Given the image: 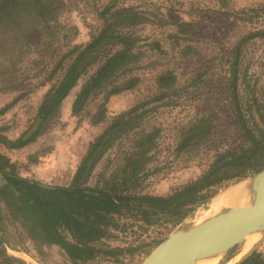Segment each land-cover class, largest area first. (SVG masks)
Masks as SVG:
<instances>
[{
  "label": "rangeland",
  "instance_id": "1",
  "mask_svg": "<svg viewBox=\"0 0 264 264\" xmlns=\"http://www.w3.org/2000/svg\"><path fill=\"white\" fill-rule=\"evenodd\" d=\"M35 2L44 4L42 19L31 7ZM0 3L4 7L0 14V110L12 104L0 116V129L10 140L32 122L42 98L60 80L68 61L48 80L55 63L69 50L89 43L105 19L125 24L123 32L133 41L132 53L137 58L116 72L75 116L71 106L95 68L89 70L27 149L0 147L17 175L38 179L42 185H49L45 180L53 186L60 184L62 178L69 184L76 165L94 139L115 116L134 107L140 114L138 124L96 164L89 186L106 185L113 177L121 179L127 175L135 181L133 191L137 194L166 196L199 177L217 152L240 144V133L229 111L227 65L220 59L240 37L264 28V0ZM107 7L111 8L104 14ZM118 51L120 47H110V54ZM241 72L246 75L247 86H239L240 98L248 103L254 99L263 107L255 111L252 106V116L264 128V39L247 44ZM160 84L165 87L160 88ZM100 112L104 115L102 121L94 123ZM191 129L199 137L180 148ZM146 135L154 137L152 142L137 141ZM55 155L59 162L56 175L51 178L43 161ZM61 164L67 169L58 172ZM132 166L137 171L134 175L129 174ZM244 179L230 183L216 195ZM115 223L117 228L109 229V236L99 245L130 248L132 252L116 260L99 257L88 264H141L180 226L171 229L154 218L147 224L127 214L117 217ZM26 233L0 199V237L9 256L24 264H72L58 247L33 241ZM239 250L240 246H236L217 264H227ZM253 253L259 256V264H264V241Z\"/></svg>",
  "mask_w": 264,
  "mask_h": 264
},
{
  "label": "trees",
  "instance_id": "2",
  "mask_svg": "<svg viewBox=\"0 0 264 264\" xmlns=\"http://www.w3.org/2000/svg\"><path fill=\"white\" fill-rule=\"evenodd\" d=\"M31 7L35 8L41 19L44 17L46 10L42 2H35ZM110 8L104 9V14ZM3 9L0 3V14ZM104 23L89 43L75 47L60 57L48 76V80L53 79L68 61L60 80L44 95L34 119L16 139L6 138L0 129V147L19 150L33 143L44 125L55 116L64 99L92 68H95L94 72L85 81L72 103L71 113L75 116L85 109L97 92L103 90L116 72L134 63L137 58L132 53L133 41L123 32L125 24H117L115 20L108 19ZM255 39H264V28L240 37L220 59V63L225 60L227 65L226 92L230 101L229 111L240 133V144L235 148L217 152L211 164L199 177L166 196L137 194L133 191L135 181L128 179L127 175L121 179L113 177L106 185H88L96 164L138 124L137 118L140 114L136 113L138 107H134L115 116L94 139L67 186L42 185L36 180L17 175L14 165L0 151V199L10 209L11 217L21 223L29 239L58 247L72 264H88L99 257L116 260L131 253L133 249L111 248L99 244L109 236V229L117 228V217L135 215L147 224L154 218L174 229L222 188L264 170V128L258 126L252 116V106L255 111L263 110V107L257 105L254 99L249 103L243 101L239 94V86H247L244 80L246 75L241 72L243 51ZM115 46L120 47V51L110 54V47ZM159 87L163 88L165 85L160 84ZM11 105L1 109L0 116ZM103 117V112H100L94 123L102 121ZM193 131H189L180 148L199 137ZM153 139L152 135H146L137 141L150 143ZM136 173L132 166L129 174ZM4 243L0 237V264H24L7 254ZM258 258L253 253L241 264H259Z\"/></svg>",
  "mask_w": 264,
  "mask_h": 264
},
{
  "label": "water",
  "instance_id": "3",
  "mask_svg": "<svg viewBox=\"0 0 264 264\" xmlns=\"http://www.w3.org/2000/svg\"><path fill=\"white\" fill-rule=\"evenodd\" d=\"M243 181L249 182L248 206L220 211L218 216L192 229L187 237L182 236L177 229L141 264H197L210 257L218 262L233 248L241 246L246 236L258 234V242L246 256L236 262L231 260L227 264L243 263L264 241V170ZM218 195L205 204L210 203Z\"/></svg>",
  "mask_w": 264,
  "mask_h": 264
},
{
  "label": "bare ground",
  "instance_id": "4",
  "mask_svg": "<svg viewBox=\"0 0 264 264\" xmlns=\"http://www.w3.org/2000/svg\"><path fill=\"white\" fill-rule=\"evenodd\" d=\"M248 193H249V182L242 181L235 184L232 187L224 190L217 197H215L210 203H208L202 209H199L192 216L188 217L182 225L179 226L178 230L182 236L190 234L192 229L202 225L210 219L218 216L224 209H231L235 207H246L248 206ZM258 234H250L246 236L244 242L240 246V250L234 256L231 262L241 260L246 256L258 242ZM197 264H217L215 258H207L199 261Z\"/></svg>",
  "mask_w": 264,
  "mask_h": 264
},
{
  "label": "crops",
  "instance_id": "5",
  "mask_svg": "<svg viewBox=\"0 0 264 264\" xmlns=\"http://www.w3.org/2000/svg\"><path fill=\"white\" fill-rule=\"evenodd\" d=\"M31 144H29L28 146H26V147H24V148H22V150L23 149H27L29 146H30ZM56 155L53 157V156H51V158L50 159H45L43 162L44 163H46V167L48 168V170H47V172H50L51 173V175L49 176V177H51V178H53V175H56V171H57V163L59 162H57L56 161ZM62 163V162H61ZM78 165H79V162H78V164L76 165V168H75V170H74V173H75V171H76V169H77V167H78ZM58 172H62L63 170H66L67 169V166L65 167V165H63V164H61V166H59L58 165ZM74 173H73V175H74ZM47 175V174H46ZM73 175H72V177H73ZM21 177H24V176H21ZM24 178H31V177H24ZM32 179H34V178H32ZM72 179V178H71ZM34 180H37L38 181V179H34ZM46 182H48V184L50 185L51 183L49 182V181H47V180H45ZM67 181V179L65 180V178H64V180H63V178L62 179H60V184H54V186H67V185H69V184H66V183H64V182H66ZM71 181V180H70ZM70 183V182H69ZM53 185V184H52Z\"/></svg>",
  "mask_w": 264,
  "mask_h": 264
}]
</instances>
